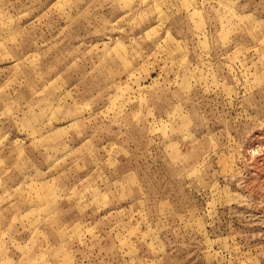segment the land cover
I'll list each match as a JSON object with an SVG mask.
<instances>
[{
	"label": "rangeland",
	"instance_id": "1",
	"mask_svg": "<svg viewBox=\"0 0 264 264\" xmlns=\"http://www.w3.org/2000/svg\"><path fill=\"white\" fill-rule=\"evenodd\" d=\"M0 264H264V0H0Z\"/></svg>",
	"mask_w": 264,
	"mask_h": 264
}]
</instances>
